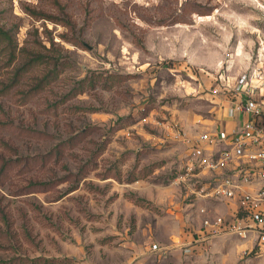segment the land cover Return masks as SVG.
I'll return each mask as SVG.
<instances>
[{"label":"rangeland","instance_id":"obj_1","mask_svg":"<svg viewBox=\"0 0 264 264\" xmlns=\"http://www.w3.org/2000/svg\"><path fill=\"white\" fill-rule=\"evenodd\" d=\"M255 70L264 0H0V264H264L160 128L220 127Z\"/></svg>","mask_w":264,"mask_h":264},{"label":"built area","instance_id":"obj_2","mask_svg":"<svg viewBox=\"0 0 264 264\" xmlns=\"http://www.w3.org/2000/svg\"><path fill=\"white\" fill-rule=\"evenodd\" d=\"M233 91L231 112L243 117L239 126L187 132L176 122H165L160 128L168 142L182 148L188 174L201 184L196 189L182 180L193 205L233 202L232 220L218 219L217 226L239 240L242 258H260L264 256V71L242 73ZM219 92L218 88L209 91L214 97ZM190 93L198 92L191 88ZM197 210L205 214L207 207Z\"/></svg>","mask_w":264,"mask_h":264},{"label":"crops","instance_id":"obj_3","mask_svg":"<svg viewBox=\"0 0 264 264\" xmlns=\"http://www.w3.org/2000/svg\"><path fill=\"white\" fill-rule=\"evenodd\" d=\"M243 120V117L240 114H230L229 119L225 120L220 126L226 128V129H232L234 127H237L241 124ZM226 204L233 205L232 212H234V209L236 208V205L233 202L224 201Z\"/></svg>","mask_w":264,"mask_h":264}]
</instances>
